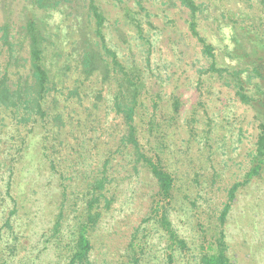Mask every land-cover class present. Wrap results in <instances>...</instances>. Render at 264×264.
Here are the masks:
<instances>
[{"label":"rangeland","instance_id":"1","mask_svg":"<svg viewBox=\"0 0 264 264\" xmlns=\"http://www.w3.org/2000/svg\"><path fill=\"white\" fill-rule=\"evenodd\" d=\"M98 1L107 17L105 32L109 45L126 64L144 61L146 48L152 47L150 67L155 71L149 86L154 94L159 93L163 102H159L161 112L170 115L171 108L164 103L172 95L181 97L180 106H184L181 115L165 133L168 136L164 139L168 146L165 158L169 159L170 168L177 171L185 185L183 189L190 187V198L208 210H219L226 200V189L243 179L242 174L247 171L248 159L244 155L260 133L255 116L259 108L238 102L223 80L218 83L215 76L208 79L200 73L208 67V59L188 33L189 17L179 0ZM194 1L199 9L197 30L213 45L221 67L231 65L233 49L237 54L264 53V42L260 41L264 0ZM24 4V0H2L0 23L3 12L10 23L20 22ZM126 5L142 17L149 15L141 19L142 33L138 34L141 37L138 40L135 31L122 24L121 9ZM74 20V17L72 22L62 18L53 33L55 48L64 59L73 57L71 50L77 41ZM221 24L229 25L228 34L236 38L237 47L232 46L230 35L220 30ZM22 55L24 59L25 54ZM49 56L54 57L51 49ZM3 60L0 49V70ZM75 77L65 79L66 86H71ZM199 77L201 81L196 85ZM181 93L188 98H183ZM56 107L62 120L56 121L54 133L48 134L39 129L27 133V127L0 110V159L4 165L13 166L11 196L15 199L16 214L12 221L20 232L23 263L63 264L52 242L44 243L51 235L62 195L65 191L71 197L78 185L109 159L107 167L112 182L106 196L111 199V205L92 233L90 260L92 264H126L128 245L133 234L145 226L142 220L151 206L156 183L146 169L115 152L121 126L105 102L82 96L79 101L74 98L64 102L59 97ZM45 135L48 137L44 138ZM201 137L208 139L205 148L198 141L203 140ZM4 205L6 214L13 203ZM1 209L0 206V222ZM184 217L185 212L179 208L175 226L195 244V221L191 215ZM180 218L184 219L181 223ZM151 233L154 236L149 238L141 264H162L165 241L153 230ZM225 233L233 264H264V170L260 177L237 190Z\"/></svg>","mask_w":264,"mask_h":264},{"label":"trees","instance_id":"2","mask_svg":"<svg viewBox=\"0 0 264 264\" xmlns=\"http://www.w3.org/2000/svg\"><path fill=\"white\" fill-rule=\"evenodd\" d=\"M24 1L20 22L10 23L3 12L0 23V49L4 54L0 70V110L10 113L18 124L27 127V133L39 129L48 134L54 133L53 125L62 120L56 107L59 97L64 102L74 98L79 101L81 96L102 100L114 114V119L120 121L121 134L115 152L146 169L157 186L149 211L142 220L145 226L131 237L126 264L143 262L149 238L154 236L151 230L165 241L162 264H233L228 256L226 219L237 190L260 177L264 170V53L241 51L237 54L233 49L231 65L221 67L213 45L197 30L199 9L195 1L179 0L189 17L188 33L200 46L203 57L208 59V67L200 73L208 79L215 76L218 83L223 80L224 86L234 91L238 102L259 108L255 109V116L259 120L260 133L244 155L248 159L247 171L242 174L243 179L226 189V200L220 209L212 211L190 198V187L183 189L185 185L177 171L170 168L169 159L165 158L168 149L164 143L166 130L177 121L184 106H180V96L172 95L164 103L171 108L170 115L161 112L159 93L154 94L149 86L155 71L150 67L152 47L146 48L144 61L126 64L120 53L109 45L105 32L107 17L98 0ZM132 9L127 5L121 9V21L125 28L135 31L138 40L141 38L138 34L142 33L141 19L149 15L142 17ZM64 17L71 22L74 17L76 23L77 41L71 50L72 59H64L54 43L53 33ZM220 30L227 35L229 25L221 24ZM229 35L228 39L235 47L236 38ZM261 36L260 41L264 42V22ZM50 49L54 57L49 56ZM72 75L76 76L72 85L66 86L65 79ZM200 81L199 77L196 85ZM181 96L188 98L182 93ZM63 124L65 122L56 128ZM200 139L203 140L198 141L205 148L208 139ZM3 161L0 159V264H24L20 256V232L15 230L12 221L16 214L15 199L11 196L13 166L4 165ZM108 164L109 159H105L101 167L93 169L71 197H67L65 191L62 195L51 235L44 243L52 242V248L61 254L63 264H92L91 236L102 214L111 205V199L106 196L112 182ZM10 201L12 209L5 214L4 204ZM179 208L185 212L184 218L191 215L195 221V244L175 226ZM183 220L180 218V223Z\"/></svg>","mask_w":264,"mask_h":264}]
</instances>
